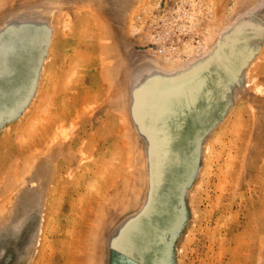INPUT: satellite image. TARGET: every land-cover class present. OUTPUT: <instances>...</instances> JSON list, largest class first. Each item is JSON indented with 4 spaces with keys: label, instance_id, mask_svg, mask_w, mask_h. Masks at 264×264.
I'll use <instances>...</instances> for the list:
<instances>
[{
    "label": "rangeland",
    "instance_id": "374dc122",
    "mask_svg": "<svg viewBox=\"0 0 264 264\" xmlns=\"http://www.w3.org/2000/svg\"><path fill=\"white\" fill-rule=\"evenodd\" d=\"M0 264H264V0H0Z\"/></svg>",
    "mask_w": 264,
    "mask_h": 264
}]
</instances>
